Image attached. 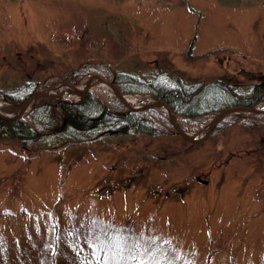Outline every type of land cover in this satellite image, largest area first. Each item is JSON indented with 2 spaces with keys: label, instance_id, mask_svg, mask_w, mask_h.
<instances>
[{
  "label": "rangeland",
  "instance_id": "1",
  "mask_svg": "<svg viewBox=\"0 0 264 264\" xmlns=\"http://www.w3.org/2000/svg\"><path fill=\"white\" fill-rule=\"evenodd\" d=\"M225 49L236 51L229 61ZM86 60L144 80L159 70L186 81L224 76L241 89L255 82L249 72L264 75V0H0V113L16 114L22 102L6 96L25 87L79 102L61 83ZM225 118L194 145L173 130L110 138L103 149L0 140V264H40L53 234L87 264L103 223L134 232L131 264L154 246L181 264H264V114Z\"/></svg>",
  "mask_w": 264,
  "mask_h": 264
},
{
  "label": "trees",
  "instance_id": "2",
  "mask_svg": "<svg viewBox=\"0 0 264 264\" xmlns=\"http://www.w3.org/2000/svg\"><path fill=\"white\" fill-rule=\"evenodd\" d=\"M192 47L191 43L186 50L187 57ZM225 51L229 54L219 57L217 55V60H222L225 56L229 61L236 52L233 49H225ZM214 54L216 55L215 51ZM100 64L101 61L86 60L74 67H68L65 74L66 82L76 85L84 83L92 75H98L112 81L122 94H148L167 104L181 127L188 131L200 130L211 121L216 112L223 108L239 105L255 106L264 94V75L260 73L249 72L247 79L255 82L243 85V88L240 87L241 90L235 86L232 79L224 76L210 80L186 81L182 76H174L171 73L165 77L167 73L164 75V72L159 70L152 75V79L144 80L136 75L107 67L102 61L104 70ZM23 90L20 96H5L10 97L12 101H22L32 93L33 88L25 87ZM3 95L0 93V97ZM263 114L264 112H260L255 116H263ZM226 116L212 132L222 124L231 122L226 120ZM172 130L174 131V127L164 111L154 107L129 109L112 92H104L100 95L92 87L77 103L43 97L33 102L30 110L20 116L13 119L0 117V140L10 138L26 146L39 143L49 137L54 144L60 146L94 144L98 149H103L110 138L126 135L135 138L137 134L166 135ZM53 227V232L60 228L57 222L53 223ZM133 235L134 232H127L126 229L117 234L113 226L103 223L96 233L90 236L93 255L87 264H110L113 259L117 261L118 257H121L118 264H131L133 259H130L131 248H136V237ZM73 236L77 240L76 233L62 231V237L66 241L73 243L75 241ZM49 241L52 243V251L39 253L40 264H83L80 262L81 257L73 256L62 248L63 244L54 234L50 236ZM147 253V257L142 256L146 259L138 256V264H181V259L171 257L168 253L157 257L155 246ZM184 264H189V260L187 259Z\"/></svg>",
  "mask_w": 264,
  "mask_h": 264
},
{
  "label": "water",
  "instance_id": "3",
  "mask_svg": "<svg viewBox=\"0 0 264 264\" xmlns=\"http://www.w3.org/2000/svg\"><path fill=\"white\" fill-rule=\"evenodd\" d=\"M93 78L97 79V82H93ZM96 84H105L107 85L109 88H111V90L115 93V95L122 101V103L125 104V101L123 99V95L121 94V92L119 91V89L111 82V81H107L103 78H101L100 76H92L89 79H87L82 87H78V86H72L73 89L78 92L80 94L81 97H83V95L85 94V92L92 87L93 85ZM43 97H54L57 98L59 100L62 101H66V102H71V100L68 97H65L61 94L58 93H49L46 90H35L33 91L27 98H25L22 101V105L19 108V110L16 112L15 115H5L0 113V117L2 118H6V119H13L17 116L22 115L27 108L36 100H38L39 98H43ZM129 109H138V108H134L131 107L127 104H125ZM156 106H162L163 109L166 111L169 120L171 121L175 131L180 134L185 140L190 141V142H202L204 141L210 134L211 130L213 129V127L217 124V122L226 114L229 112H233V111H249L251 113H260V112H264V108L258 109V108H253V107H246V106H235V107H230V108H224L221 109L220 111H218L214 117V119L208 124L207 130L205 132V134L202 137H197L195 134L190 135L189 133H187L186 131H184L178 121L177 118L175 117V115L173 114V112L170 110V108L167 106V104H165L163 101L161 100H155L153 102H150L140 108H151V107H156Z\"/></svg>",
  "mask_w": 264,
  "mask_h": 264
},
{
  "label": "bare ground",
  "instance_id": "4",
  "mask_svg": "<svg viewBox=\"0 0 264 264\" xmlns=\"http://www.w3.org/2000/svg\"><path fill=\"white\" fill-rule=\"evenodd\" d=\"M92 81H93V82H97V79H96V78H94ZM103 85H105V84H103Z\"/></svg>",
  "mask_w": 264,
  "mask_h": 264
}]
</instances>
